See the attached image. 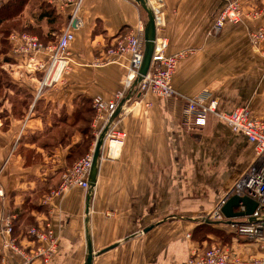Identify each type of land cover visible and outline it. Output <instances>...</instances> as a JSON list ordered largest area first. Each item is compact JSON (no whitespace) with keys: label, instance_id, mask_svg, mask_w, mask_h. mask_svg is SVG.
Returning a JSON list of instances; mask_svg holds the SVG:
<instances>
[{"label":"crops","instance_id":"crops-1","mask_svg":"<svg viewBox=\"0 0 264 264\" xmlns=\"http://www.w3.org/2000/svg\"><path fill=\"white\" fill-rule=\"evenodd\" d=\"M42 1L29 0L18 16L8 19L14 24L11 32L28 31L43 39L55 35L61 23L43 15ZM163 1L164 24L156 33L166 37V52L192 49L178 62L172 86L189 96L203 91L231 94L230 99H220L219 109L229 112L246 106L264 120V56L253 52L248 41L249 29L264 27V16H245L264 0H242V21L226 24L216 34L207 30L219 0ZM79 15L83 24L74 31L68 49L71 69L38 97L40 73L0 46V217L16 215L12 236L29 247L25 230L41 224L47 210L59 243L50 264L76 263V248L83 249L84 261L86 190L72 187L46 203L44 199L84 149L82 128L88 121L77 118L78 111L86 102L95 110L94 98L108 101L123 90L128 55L100 64L107 47L146 22L135 0H83ZM238 87L245 90L235 102ZM183 108L182 100L147 93L127 101L115 118L113 124L125 137L117 157L101 161L98 168L89 223L94 251L118 245L97 255L93 264H185L192 251L214 242L228 245L241 258L258 253L253 242L234 238L231 224L246 216L206 217L248 170L254 158L252 144L212 115L202 127L184 123ZM92 120L89 128L102 122ZM135 206L141 208L142 225L128 235L133 228L126 218ZM17 261L9 251L0 253V264Z\"/></svg>","mask_w":264,"mask_h":264},{"label":"built area","instance_id":"built-area-1","mask_svg":"<svg viewBox=\"0 0 264 264\" xmlns=\"http://www.w3.org/2000/svg\"><path fill=\"white\" fill-rule=\"evenodd\" d=\"M3 1L5 0H0V3ZM219 1V10L207 30L208 34L220 32L226 24H238L244 17L242 0ZM47 2L54 5L65 16V22L55 41L45 43L35 34L28 32H12L8 36L11 44L10 52L14 56L20 57L31 71L42 73L36 97L39 96L44 87L56 84L64 74L70 71L72 60L69 56V45L74 38V31L83 24L79 15L83 0H47ZM148 3L153 11L156 30H159L164 24V1L157 0L153 3V0H148ZM245 16L253 19L262 18L264 16V4L261 7L252 8ZM144 26L145 23H141L115 44L109 45L106 49L105 59L99 61L100 64L113 62L115 61L114 58L123 54L128 55L123 90L116 92L113 98L108 101L99 97L93 99L96 112L93 123L96 120H104L106 124L121 100L125 99V102L120 112H122L124 104L131 98H141L147 93H152L163 99L182 100L184 103V123L202 127L206 125L207 118L212 115L225 122L234 132L243 134L252 144L253 161L248 170L235 182L232 189L222 196L206 217L222 220L224 215L221 212V207L227 198L233 194L254 200L257 205L253 212L247 215L243 222H235L231 225L234 226V238L253 242L258 253L254 256L241 258L228 245L214 242L203 250L192 251L185 264H264V120L254 116L246 106L236 107L229 112L222 111L219 109L218 99L209 92L203 91L193 96L178 92L172 86V77L178 62L187 56L192 49L186 48L167 53L168 41L164 35L158 33L155 36L150 68L142 79L134 84L143 57ZM248 41L253 52L264 56V27L262 25L249 29ZM39 55L42 56L39 57ZM113 122L107 129L105 137L109 134ZM105 124L100 128L97 137ZM114 134L120 139L118 143H122L125 134L121 131L114 132ZM92 157L93 151L81 158L70 170L68 169L63 174L58 190L52 191L51 194H59L74 184H78L87 190L89 186L88 176L78 177H81L87 169L90 170ZM45 199L44 202H46ZM239 208H241L239 211H243L244 205L240 203ZM15 219V214L8 213H2L0 217V253L9 251L18 258L16 263L9 262L8 264H34L35 260H39V264H50L59 244L58 235L51 223L46 222L44 224L42 222L39 225L28 227L26 236L31 243L27 247L20 245L12 236Z\"/></svg>","mask_w":264,"mask_h":264},{"label":"water","instance_id":"water-1","mask_svg":"<svg viewBox=\"0 0 264 264\" xmlns=\"http://www.w3.org/2000/svg\"><path fill=\"white\" fill-rule=\"evenodd\" d=\"M141 8L146 13V22L144 26V32H143V39H144V49H143V57L142 62L138 70V75L136 80L134 81V84L138 83L142 77L148 72L151 60H152V54L154 50V41L156 36V27H155V21H154V15L151 6L148 3V0H135ZM125 102V99L121 100L115 109V111L111 114L109 120L105 124L104 128L98 135L95 146L93 149V157H92V163L90 167V173L88 177V183L89 186L86 190V196H85V203H84V234H85V255H84V261L83 264H93L94 258L107 251L110 250L118 245V242L113 243L105 248H102L100 250L94 251L92 240H91V234H90V205H91V198H92V190L96 182L97 174H98V168H99V159H100V149L103 144V140L106 134L107 129L113 122V120L119 115L121 111V107L123 103ZM240 203L244 205L243 211H235L234 209L236 207H239ZM257 203L254 200H251L250 198L246 196H239L237 194H233L230 197L227 198L225 203L221 207V212L224 215L225 218L228 220H231L235 217H241V216H247L250 215L253 210L255 209ZM174 217H179V215H174ZM188 219V217H186ZM163 220H166V218H163L162 220H159L155 223L149 224L145 226L142 229V232H147L155 225L159 224ZM196 220V219H194ZM129 236L125 238L128 239Z\"/></svg>","mask_w":264,"mask_h":264},{"label":"rangeland","instance_id":"rangeland-1","mask_svg":"<svg viewBox=\"0 0 264 264\" xmlns=\"http://www.w3.org/2000/svg\"><path fill=\"white\" fill-rule=\"evenodd\" d=\"M0 46L2 47V44H0ZM238 73H239V71H238ZM237 90H240V93L234 95V98L236 97L235 99L234 98H231V99H234L235 102L236 101L239 102L242 99V97H243L242 93H244L245 88L244 87H238ZM230 95H220L219 96L218 94L214 93V96L218 99L219 102H220V99H222V100H227V98L230 99ZM95 115H96V112H95V110H93V114H92L91 119L94 120ZM104 123H105V121L102 120V122L100 124L98 123L95 127L92 126V128H89V131H88L89 134H88L87 137H85V135L82 136V140L84 141L83 142L84 143V145H83V148L84 149H81L79 151L80 153L77 155L78 158L72 164H70L68 167L64 168L63 172L60 175V180H59V183L57 184L56 190H58L59 185H61L63 174L68 169L70 170L72 168V166L75 163H77L81 158L85 157V155L90 154L93 151L94 146H95V142H96L97 134L99 133L100 128L103 126ZM117 128L118 127L115 124H113V126L109 130V134L105 137L104 143H103V145H102V147L100 149L99 166L101 165V161H105L107 159H114L119 154L118 149L121 147V144L122 143H118V141H120V139L118 138V136L116 134H114V132H119L120 131L119 128L118 129ZM124 137H125V135H124ZM124 137H123V139H124ZM122 142H123V140H122ZM89 173H90V170L87 169L82 174V176L81 177H78V178H83V177H86V176L89 177ZM72 187H79L81 189L86 190L85 188H83L82 186H80L78 184H74V185L68 187L67 189L72 188ZM67 189H65V190H67ZM55 195L56 194H51L50 193L49 196H46L45 201L46 202L50 201V198H52ZM46 202H44V203H46ZM44 206H46V204H44ZM140 209H141L140 207H136V209L134 208L131 211L129 217L126 218V221H129L130 222V228L131 227L133 228V230H131V232L128 235L132 234L134 232V229H136V228H138V227H140L142 225L141 222H140V220H139L140 219V217H139L140 216V214H139ZM45 215H46V217H44V219L41 220V221H43L44 224L46 222H50V220H48V218L50 217V215L48 214V211L47 210L45 212ZM58 249H59V246H58ZM58 249H57V251H58ZM75 252L76 253L73 255V258H75L76 263H74V264H83L82 263L83 262L82 261L83 260V257H82L83 256V249L82 248L81 249L80 248H76L75 249Z\"/></svg>","mask_w":264,"mask_h":264},{"label":"trees","instance_id":"trees-1","mask_svg":"<svg viewBox=\"0 0 264 264\" xmlns=\"http://www.w3.org/2000/svg\"><path fill=\"white\" fill-rule=\"evenodd\" d=\"M28 1L29 0H5V1L0 3V44H2L1 50L6 51V49L11 48V44L8 40V36L10 35V33H12L10 27H12L14 24H9L6 21L8 19H12V18L18 16L23 11V9H24L25 5L28 3ZM261 6H256L255 8L261 7ZM40 8L44 12L43 15L51 17L50 19H53L55 21L58 20V18H59V22L61 23L60 28L57 30V33L55 35H53L51 37H46L44 39L41 38L40 36H38V38L45 43L53 42L56 40L57 35L61 32V29H62L63 24L65 22V16L63 14H61L54 5L49 4L47 2V0H44L41 2ZM15 32L21 33V32H28V31H15ZM39 73H40V78H39V80H40L42 73L41 72H39ZM85 101L86 100H84V102ZM78 112L80 114L78 113L77 118H83L84 120L88 121L87 124L84 125V127L82 128V130L85 133L84 134L85 137H87L89 134L88 131H89V126H90L89 121H90V118L92 117L93 110L89 107L88 103L86 102V104L82 107V110H79ZM79 153L80 152H78V154ZM18 216H17V218H18ZM15 224H16V222H14L13 228L15 227ZM39 224L40 223H37L36 225H39ZM29 225H31V224H29ZM27 228H26V230H27ZM26 230H25L24 236L27 238Z\"/></svg>","mask_w":264,"mask_h":264},{"label":"bare ground","instance_id":"bare-ground-1","mask_svg":"<svg viewBox=\"0 0 264 264\" xmlns=\"http://www.w3.org/2000/svg\"><path fill=\"white\" fill-rule=\"evenodd\" d=\"M104 124H105V123H104ZM104 124H103V125H104ZM101 128H102V127H101ZM100 130H101V129H100Z\"/></svg>","mask_w":264,"mask_h":264}]
</instances>
